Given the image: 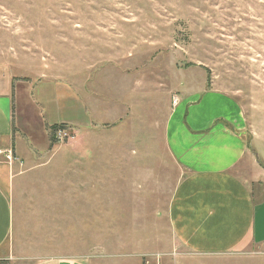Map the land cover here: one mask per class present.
<instances>
[{"label": "rangeland", "instance_id": "1", "mask_svg": "<svg viewBox=\"0 0 264 264\" xmlns=\"http://www.w3.org/2000/svg\"><path fill=\"white\" fill-rule=\"evenodd\" d=\"M207 91L240 103L264 165V0H0V94L38 146L7 165L17 260L264 264V245L197 255L170 226L187 173L168 121Z\"/></svg>", "mask_w": 264, "mask_h": 264}, {"label": "crops", "instance_id": "2", "mask_svg": "<svg viewBox=\"0 0 264 264\" xmlns=\"http://www.w3.org/2000/svg\"><path fill=\"white\" fill-rule=\"evenodd\" d=\"M179 103L167 125L170 151L187 173L169 205L175 237L197 255H223L247 244L264 245V166L252 145L254 139L250 141L242 106L226 94L207 91L189 105V116L193 115L184 125L178 116ZM222 103L224 110H216ZM59 124L74 127L82 122L60 116L50 126ZM32 135L15 131L13 96L11 92L0 94V149L13 148L19 159L32 163L38 148ZM7 170V165H0V264H21L10 243L15 205ZM31 264L90 262L82 257L55 256Z\"/></svg>", "mask_w": 264, "mask_h": 264}, {"label": "built area", "instance_id": "3", "mask_svg": "<svg viewBox=\"0 0 264 264\" xmlns=\"http://www.w3.org/2000/svg\"><path fill=\"white\" fill-rule=\"evenodd\" d=\"M178 104V101H174V107H176ZM60 137H67V132L62 131L59 132ZM15 151L13 148H7V149H0V165H13L15 162Z\"/></svg>", "mask_w": 264, "mask_h": 264}, {"label": "trees", "instance_id": "4", "mask_svg": "<svg viewBox=\"0 0 264 264\" xmlns=\"http://www.w3.org/2000/svg\"><path fill=\"white\" fill-rule=\"evenodd\" d=\"M58 126L57 125H54L51 127L52 130H55ZM262 166H264L262 163H260Z\"/></svg>", "mask_w": 264, "mask_h": 264}]
</instances>
